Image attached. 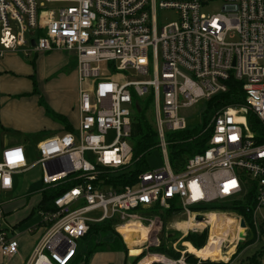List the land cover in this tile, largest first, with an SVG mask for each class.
<instances>
[{"label": "built area", "instance_id": "1", "mask_svg": "<svg viewBox=\"0 0 264 264\" xmlns=\"http://www.w3.org/2000/svg\"><path fill=\"white\" fill-rule=\"evenodd\" d=\"M46 1L67 5L45 9ZM215 2L221 3V10L206 11ZM165 10H175L177 19L161 24ZM19 49L27 54L71 52L77 57L80 79L79 127L37 143L35 164L43 169L39 192L66 182L74 185L55 198L54 209L39 210L47 229L28 264H69L91 226L110 220H117L116 230L130 221L148 224L151 240L142 246H159L163 221L145 210L155 205L168 209L174 202L179 215L193 223L185 235L207 228L209 243L214 234L208 212L193 208L244 200L248 218L229 213L235 218V234L218 237L228 259L198 257L197 263H229L242 257L238 250L243 243L252 238L249 247L261 242L264 0H0V58ZM104 68L116 73H105ZM231 77L241 83L244 102L220 108L209 124L212 135L206 149L175 170L167 132L186 129L189 122L183 111L226 92ZM149 92L167 164L141 173L132 184L113 186L109 174L133 160L135 96ZM29 162L25 145L5 146L0 152V189L11 190L15 175L25 172ZM198 214L202 221H196ZM4 219L0 202V253L12 256L19 242L3 227ZM175 249L182 256L175 260L165 255L162 262L188 264L187 250L177 244Z\"/></svg>", "mask_w": 264, "mask_h": 264}, {"label": "crops", "instance_id": "2", "mask_svg": "<svg viewBox=\"0 0 264 264\" xmlns=\"http://www.w3.org/2000/svg\"><path fill=\"white\" fill-rule=\"evenodd\" d=\"M72 65L71 56L63 50L30 54L21 49L8 50L0 58V135L5 139L0 152L7 145L23 144L31 160V140L79 127L80 79L77 62ZM17 175L14 187L3 190L12 193L11 198L0 199V202L4 221L8 223L6 227L16 236L19 251L12 256L0 253V264H28L47 229L42 219L34 218L39 214L42 192L20 198L17 194L22 187L21 183H16ZM24 206L25 211L21 208ZM115 250L113 262L106 259L108 253L95 251L87 264H126L125 252L120 248Z\"/></svg>", "mask_w": 264, "mask_h": 264}, {"label": "trees", "instance_id": "3", "mask_svg": "<svg viewBox=\"0 0 264 264\" xmlns=\"http://www.w3.org/2000/svg\"><path fill=\"white\" fill-rule=\"evenodd\" d=\"M229 89L226 92L219 93L213 96L207 101L208 107L204 114V120L202 124L198 127L188 126L183 130L169 131L167 134L168 140V153L171 165L176 170V168L181 167V165L187 160L188 157L202 152L206 149L208 141L212 135L211 128H209V117L214 115L220 108L227 105H237L244 102V93L242 85L239 81L231 77L228 80ZM255 116L250 113V122L255 121ZM130 142L133 147V160L132 162L123 168L116 170L115 172L109 174L108 183L113 186L127 185L136 182L138 176L151 169L146 161L145 156L154 147L159 146L158 129L156 124V118L154 115V96L152 92L145 97L135 96L134 106H133V122H132V133L130 137ZM73 183L66 182L64 185L59 187H51L42 193V199L39 203L38 209L52 210L54 209V200L57 196L62 194L64 191L72 187ZM244 200H231V201H219L211 204H205L201 206H195L193 209L195 211H235L244 214L248 218V213L244 206ZM177 210V211H176ZM179 208H176V203L174 202L171 208L164 209L159 205L147 208L145 213L149 216L159 215L163 221V233L161 236V243L159 246H152V251L164 253L167 256H172V259H179L182 256L180 251H177L173 245L167 246L165 242V231L172 215L178 216ZM117 220H110L103 223H96L91 226L88 234L83 238L88 240L87 242H93L92 246L84 252L78 250L75 258L69 264H76L83 262L87 264L90 254L95 251H100L103 248H108L110 244L117 243L114 235H119L116 230ZM201 224V223H200ZM208 231L207 229L202 230H191L183 238L187 242L192 243L197 249H201L205 246L207 241ZM254 241L252 238L246 246ZM244 245V246H245ZM245 246V247H246ZM122 247L125 248V253L127 246L122 242ZM119 248V247H116ZM243 246L239 247V252L243 250ZM143 249L130 248V254L132 256H138L142 254ZM175 255V256H174ZM264 259V245L257 249L251 255L243 254L239 259L240 264H262ZM186 260L188 262H197L199 258L186 254ZM205 262H212L213 264H225V262H213L207 260ZM227 264V263H226Z\"/></svg>", "mask_w": 264, "mask_h": 264}, {"label": "rangeland", "instance_id": "4", "mask_svg": "<svg viewBox=\"0 0 264 264\" xmlns=\"http://www.w3.org/2000/svg\"><path fill=\"white\" fill-rule=\"evenodd\" d=\"M45 4H46L45 9H55L61 5H67V4H60V3H53V2L50 3L47 1L45 2ZM220 10H221V3L220 2H215V3L211 4L206 9V11L211 12V13L212 12H218ZM176 19H177V14H176L175 10H165V11L160 13V23L161 24H165L167 22L174 21ZM68 55H70L72 58V64L73 65L76 64L77 57L74 54H72L71 52H68ZM104 69H105L104 70L105 73H109V74H115L116 73L111 68L110 69L104 68ZM207 107H208L207 100L203 99L198 104H196L195 106H193L189 109H185L183 111V114L188 119L190 127H198L202 124V122L204 120V114L207 110ZM212 118H213V115H211L209 117V124L211 123ZM168 132H167V134H168ZM49 136H51V135L45 134L43 136L42 135L37 136L36 138H34L33 140L30 141L29 152L31 154V160L29 162V168L25 172H22L16 176V183H21V187H22L20 192L17 194L18 196H20V198H23V197L29 196V195L30 196L31 195H37L39 193L40 189L43 187V181H42L43 169H42V166L40 164L39 165L35 164L37 156H38L37 143L39 142V140L45 139ZM4 140H5L4 135H0V149L4 145ZM144 159H145L146 163L152 168H162V167L166 166V164H167L166 154L163 151V148L161 146L154 147L150 152H148L146 154ZM11 196H12V193L5 192V191L0 189V199H9V198H11ZM21 208L23 211H25L26 207L24 206ZM139 211H141V210H139ZM207 212L208 213L217 212V213L226 214L228 216V218H231V217H233L232 216L233 214L238 213L235 211L222 212V211H217V210L207 211ZM229 213L232 215H229ZM34 218H36L37 220L42 219L41 216H39V214H36L34 216ZM2 225H3V227H6L8 225V223L3 221ZM145 225L149 226L146 223H145ZM163 225H162V229H161L160 233H163V230H164ZM186 228H187L186 216H183L181 214L178 216H176V214L172 215V217L169 219V222H168V225H167V228L165 231V242H166L167 246L173 245V247L175 248L176 244H177V246L180 247L181 250H187L185 245H184L186 240L183 239L187 235V234L185 235ZM203 229H207V228H203ZM117 231L119 232V235L118 234L114 235L115 239L117 240L116 245L110 244V246L108 248H103L102 250H100L102 252L108 253V256L106 257V259L109 261L111 260L110 262H113V259L115 256L114 253H115V251H117L115 249H118L116 247H119L121 250H123L125 252V248L122 247V242L125 243V245L127 246V250H126L127 253H125L126 254V264H140V262L145 258H148L150 256H156L158 254H160V255L164 254V253H160L161 251L160 252L152 251V249H151L152 246L149 248L142 246V245L132 247L128 244V242L124 238L123 234L119 230H117ZM207 231H208V236H207V241H206L205 246H207V244H208L209 234H210L209 229H207ZM240 232H241V230H240ZM87 241L88 240H86V239H82L79 241V250H81L82 252H84L88 249V244H89V246L93 245V242L89 243ZM243 244H245V243H243ZM243 244H242V246L244 249L241 252L244 253L245 255H251L257 249H259L262 245H264V236L261 235V242L257 245L252 246V247H249V245H247V246L245 245L246 246L245 247ZM130 248L143 249L142 254H140L138 256H132L130 254ZM234 249H235V247L233 246V248H231L230 251H232ZM168 257H170V256H168ZM195 257H197V256H195ZM171 258H172V256H171ZM225 260H227V259H225ZM232 260H234V261H232L231 264H240L239 259H232ZM111 264H115V263H111ZM151 264H165V263H163L162 261H153ZM188 264H197V262L193 261V262H189ZM198 264H213V263L212 262H208V263L202 262V263H198Z\"/></svg>", "mask_w": 264, "mask_h": 264}, {"label": "bare ground", "instance_id": "5", "mask_svg": "<svg viewBox=\"0 0 264 264\" xmlns=\"http://www.w3.org/2000/svg\"><path fill=\"white\" fill-rule=\"evenodd\" d=\"M226 214L210 212L206 215V220L212 224V234H214L207 246L202 249H197L190 242H185L184 245L187 249V252H190L197 257L209 258L211 257L214 260L218 259H228V255H224L218 244V237H225L228 233L235 234V218H228ZM192 221L187 220V227L191 226ZM151 226H147L139 221H130L128 223L122 224L119 226V231L123 234L124 238L130 246H139L143 244H148L151 240ZM241 232H243L241 230ZM233 248V247H232ZM235 250V249H234ZM233 251V250H232ZM229 251V252H232ZM153 260L155 261H166L167 257L165 255H156L150 256L144 259L140 264H149Z\"/></svg>", "mask_w": 264, "mask_h": 264}, {"label": "water", "instance_id": "6", "mask_svg": "<svg viewBox=\"0 0 264 264\" xmlns=\"http://www.w3.org/2000/svg\"><path fill=\"white\" fill-rule=\"evenodd\" d=\"M32 43L35 44V40H32ZM195 219H196V221H202L203 220V215L202 214H198V215H196ZM241 225H242V227H245V225H246L245 220H241ZM241 236H243L242 233H241ZM188 254L196 256V255H194V254H192L190 252H188Z\"/></svg>", "mask_w": 264, "mask_h": 264}, {"label": "snow or ice", "instance_id": "7", "mask_svg": "<svg viewBox=\"0 0 264 264\" xmlns=\"http://www.w3.org/2000/svg\"><path fill=\"white\" fill-rule=\"evenodd\" d=\"M233 186H235V182H233Z\"/></svg>", "mask_w": 264, "mask_h": 264}]
</instances>
